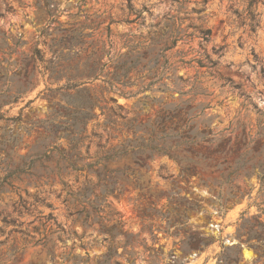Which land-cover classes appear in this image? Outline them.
<instances>
[{"label": "rangeland", "instance_id": "rangeland-1", "mask_svg": "<svg viewBox=\"0 0 264 264\" xmlns=\"http://www.w3.org/2000/svg\"><path fill=\"white\" fill-rule=\"evenodd\" d=\"M249 3L0 0V264H264Z\"/></svg>", "mask_w": 264, "mask_h": 264}, {"label": "trees", "instance_id": "trees-1", "mask_svg": "<svg viewBox=\"0 0 264 264\" xmlns=\"http://www.w3.org/2000/svg\"><path fill=\"white\" fill-rule=\"evenodd\" d=\"M254 2H255V0H250L249 6H248V9H247L248 10V16H249L248 18L250 19V21H254V19H255V15H254V13L252 11V5L254 4ZM138 18H139V16H138ZM179 34L180 33H179L178 30L174 31V33H171L169 36H167L165 33H160V34H158L159 36L156 39L152 40V45L153 44L154 45L155 44H159V42L161 40L164 41L165 44H166V42H170L171 46H166L165 45V47H163L160 50L161 52L167 51V50L171 49L175 45L177 40H180ZM209 36H210V30L203 29V28H199L198 29V36L197 37L201 39V43H206L208 41V39H209ZM144 56L145 55H142V57H137L138 66L141 65L142 68H145V67H147V65L149 63H152L150 60H147ZM95 66H96V64H94V66L90 67V69H89L90 73L89 74H93V72H95L94 71L95 70L94 69ZM153 66H155V63H154ZM211 67H215V64L213 63ZM68 69H72V71H73V75H71V79L72 80H76V79L82 78L84 76H89V75H85V71H82V72L78 71L77 66H74L73 68L69 66ZM154 149L157 150V148H154Z\"/></svg>", "mask_w": 264, "mask_h": 264}, {"label": "bare ground", "instance_id": "bare-ground-1", "mask_svg": "<svg viewBox=\"0 0 264 264\" xmlns=\"http://www.w3.org/2000/svg\"><path fill=\"white\" fill-rule=\"evenodd\" d=\"M244 254H245L244 256H245L246 258H249V257H250L249 253L246 252V253H244Z\"/></svg>", "mask_w": 264, "mask_h": 264}]
</instances>
